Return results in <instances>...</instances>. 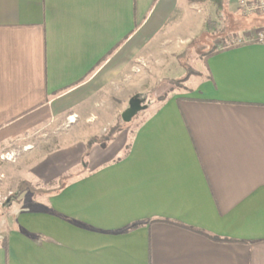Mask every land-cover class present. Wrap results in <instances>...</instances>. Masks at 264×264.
<instances>
[{
  "label": "crops",
  "instance_id": "1",
  "mask_svg": "<svg viewBox=\"0 0 264 264\" xmlns=\"http://www.w3.org/2000/svg\"><path fill=\"white\" fill-rule=\"evenodd\" d=\"M183 8L196 18L187 0H0V155L121 89ZM213 51L132 132L72 126L32 158L48 186L11 205L0 264H264V43Z\"/></svg>",
  "mask_w": 264,
  "mask_h": 264
},
{
  "label": "rangeland",
  "instance_id": "2",
  "mask_svg": "<svg viewBox=\"0 0 264 264\" xmlns=\"http://www.w3.org/2000/svg\"><path fill=\"white\" fill-rule=\"evenodd\" d=\"M187 1L197 13L196 18L186 13L188 8H183V14L172 20L161 40L153 42L129 61V76L125 73L119 75L125 76L122 80L120 78V81H124L121 89L106 88L90 97L82 107L83 116H64L55 123H46L6 146L0 155L3 161L0 166V226L7 223L10 210L19 198L45 192L48 185L28 179L29 164L32 158L55 147L58 133L67 132L72 126H83L90 133L91 140L103 144L112 127L118 126L121 130L126 126L121 113L129 107L130 98L136 96L141 99L142 105L157 104L171 90L182 86L184 77L195 72L194 67L210 52L243 43L264 30L263 24L253 23L256 17L253 16H262L264 12L249 14L240 7L239 0H230V3L226 0L223 9H218L210 0ZM127 77L128 87L125 82ZM143 112L137 113L129 122V132L142 121ZM97 123L103 124L105 130L103 134L100 131L93 135L97 133ZM118 131L105 142L112 140Z\"/></svg>",
  "mask_w": 264,
  "mask_h": 264
},
{
  "label": "built area",
  "instance_id": "3",
  "mask_svg": "<svg viewBox=\"0 0 264 264\" xmlns=\"http://www.w3.org/2000/svg\"><path fill=\"white\" fill-rule=\"evenodd\" d=\"M239 5L247 13L264 12V0H239ZM256 42L264 43V30L255 35Z\"/></svg>",
  "mask_w": 264,
  "mask_h": 264
},
{
  "label": "trees",
  "instance_id": "4",
  "mask_svg": "<svg viewBox=\"0 0 264 264\" xmlns=\"http://www.w3.org/2000/svg\"><path fill=\"white\" fill-rule=\"evenodd\" d=\"M191 2H201V1H205V0H190ZM210 1H212V2H214L216 5H217V7H218V9H223V8H225L226 7V0H210ZM246 42H256V38H255V36H252V37H250ZM120 44L121 43H119L116 47H114L107 55H105L102 59H101V61L97 64V67L98 66H100L103 62H105L113 53H114V51L120 46ZM241 44V43H240ZM226 47V46H225ZM224 47V48H225ZM217 49V48H216ZM215 49V50H216ZM214 51H212V52H210L208 55H210V54H212ZM193 73V72H192ZM189 74H191V73H189ZM189 74H187V75H189ZM186 75V76H187ZM185 76V77H186ZM185 77H184V79H185ZM133 97H135V96H133ZM119 130V127L118 126H114V127H112L111 128V130H110V134L109 135H107L106 137H105V139H104V142L103 143H106L105 142V140H108L109 138H111L117 131Z\"/></svg>",
  "mask_w": 264,
  "mask_h": 264
},
{
  "label": "water",
  "instance_id": "5",
  "mask_svg": "<svg viewBox=\"0 0 264 264\" xmlns=\"http://www.w3.org/2000/svg\"><path fill=\"white\" fill-rule=\"evenodd\" d=\"M147 105L141 104V99L132 97L129 101V107L122 113V119L125 122H130L137 113L147 108Z\"/></svg>",
  "mask_w": 264,
  "mask_h": 264
},
{
  "label": "bare ground",
  "instance_id": "6",
  "mask_svg": "<svg viewBox=\"0 0 264 264\" xmlns=\"http://www.w3.org/2000/svg\"><path fill=\"white\" fill-rule=\"evenodd\" d=\"M74 120V119H73Z\"/></svg>",
  "mask_w": 264,
  "mask_h": 264
}]
</instances>
